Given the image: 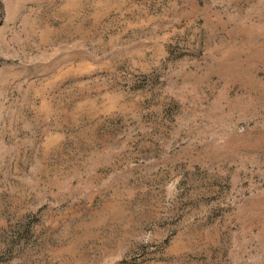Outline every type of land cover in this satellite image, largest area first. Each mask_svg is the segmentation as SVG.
I'll list each match as a JSON object with an SVG mask.
<instances>
[{
    "label": "rangeland",
    "instance_id": "rangeland-1",
    "mask_svg": "<svg viewBox=\"0 0 264 264\" xmlns=\"http://www.w3.org/2000/svg\"><path fill=\"white\" fill-rule=\"evenodd\" d=\"M0 264H264V0H0Z\"/></svg>",
    "mask_w": 264,
    "mask_h": 264
}]
</instances>
